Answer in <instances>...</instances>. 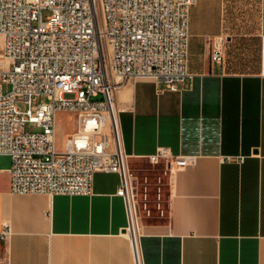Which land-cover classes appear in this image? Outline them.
<instances>
[{
	"label": "crops",
	"instance_id": "1",
	"mask_svg": "<svg viewBox=\"0 0 264 264\" xmlns=\"http://www.w3.org/2000/svg\"><path fill=\"white\" fill-rule=\"evenodd\" d=\"M224 9V0L192 8L193 78L180 91L142 79L116 94L133 168L161 148L194 158L168 181V213L141 219L142 264H264V0L251 73L211 59ZM9 169L0 167V232L10 228L0 264H134L118 174L96 173L91 196H20L10 192Z\"/></svg>",
	"mask_w": 264,
	"mask_h": 264
},
{
	"label": "built area",
	"instance_id": "2",
	"mask_svg": "<svg viewBox=\"0 0 264 264\" xmlns=\"http://www.w3.org/2000/svg\"><path fill=\"white\" fill-rule=\"evenodd\" d=\"M197 2L0 0V157L11 160L10 192L86 197L96 173L118 174L134 264H142L143 203L123 149L116 94L123 83L142 79L178 92L193 78L190 21ZM209 41L212 61L223 64L227 37ZM59 113L77 119L63 151L56 147ZM147 160L163 163L168 181L194 162L165 148ZM9 235L5 226L0 243Z\"/></svg>",
	"mask_w": 264,
	"mask_h": 264
},
{
	"label": "rangeland",
	"instance_id": "3",
	"mask_svg": "<svg viewBox=\"0 0 264 264\" xmlns=\"http://www.w3.org/2000/svg\"><path fill=\"white\" fill-rule=\"evenodd\" d=\"M224 20L226 41V70L230 72L251 73L260 65V0H224ZM48 14H44V17ZM103 59L107 62L109 49L104 43ZM10 86L4 88L5 92ZM77 129V119L69 113L57 115L56 147L58 151L65 149L69 135ZM29 130V129H28ZM11 160L0 157V167H8ZM140 188V199L143 203L142 216L146 221L162 218V213H168L169 199L168 179L163 175V163L152 165L148 160L132 167ZM136 170L138 172H136ZM148 204V209L146 208Z\"/></svg>",
	"mask_w": 264,
	"mask_h": 264
}]
</instances>
